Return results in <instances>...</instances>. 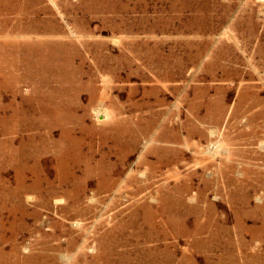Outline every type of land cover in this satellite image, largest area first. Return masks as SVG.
<instances>
[{
    "label": "rangeland",
    "instance_id": "obj_1",
    "mask_svg": "<svg viewBox=\"0 0 264 264\" xmlns=\"http://www.w3.org/2000/svg\"><path fill=\"white\" fill-rule=\"evenodd\" d=\"M0 264H264V0H0Z\"/></svg>",
    "mask_w": 264,
    "mask_h": 264
},
{
    "label": "clouds",
    "instance_id": "obj_2",
    "mask_svg": "<svg viewBox=\"0 0 264 264\" xmlns=\"http://www.w3.org/2000/svg\"><path fill=\"white\" fill-rule=\"evenodd\" d=\"M27 199H31V197H28Z\"/></svg>",
    "mask_w": 264,
    "mask_h": 264
}]
</instances>
